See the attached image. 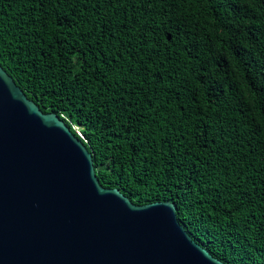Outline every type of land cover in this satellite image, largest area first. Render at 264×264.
I'll return each instance as SVG.
<instances>
[{
  "label": "trees",
  "instance_id": "trees-1",
  "mask_svg": "<svg viewBox=\"0 0 264 264\" xmlns=\"http://www.w3.org/2000/svg\"><path fill=\"white\" fill-rule=\"evenodd\" d=\"M0 65L102 185L264 264V0H0Z\"/></svg>",
  "mask_w": 264,
  "mask_h": 264
},
{
  "label": "water",
  "instance_id": "water-1",
  "mask_svg": "<svg viewBox=\"0 0 264 264\" xmlns=\"http://www.w3.org/2000/svg\"><path fill=\"white\" fill-rule=\"evenodd\" d=\"M177 212L102 185L82 139L0 65V264H227Z\"/></svg>",
  "mask_w": 264,
  "mask_h": 264
},
{
  "label": "built area",
  "instance_id": "built-area-1",
  "mask_svg": "<svg viewBox=\"0 0 264 264\" xmlns=\"http://www.w3.org/2000/svg\"><path fill=\"white\" fill-rule=\"evenodd\" d=\"M77 132H78L79 136L82 138L83 135L78 131V129H77Z\"/></svg>",
  "mask_w": 264,
  "mask_h": 264
}]
</instances>
